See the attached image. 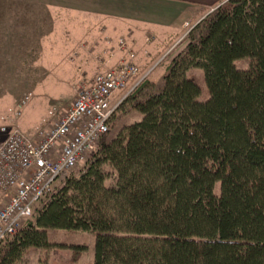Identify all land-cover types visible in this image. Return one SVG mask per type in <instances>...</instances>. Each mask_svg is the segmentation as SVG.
<instances>
[{"label": "trees", "instance_id": "1", "mask_svg": "<svg viewBox=\"0 0 264 264\" xmlns=\"http://www.w3.org/2000/svg\"><path fill=\"white\" fill-rule=\"evenodd\" d=\"M192 68L204 72L206 100ZM134 113L142 118L106 134L35 220L0 242V264L54 247L55 230L92 233L93 264H264V0L208 12L110 127Z\"/></svg>", "mask_w": 264, "mask_h": 264}, {"label": "rangeland", "instance_id": "2", "mask_svg": "<svg viewBox=\"0 0 264 264\" xmlns=\"http://www.w3.org/2000/svg\"><path fill=\"white\" fill-rule=\"evenodd\" d=\"M5 13L12 20L16 16L23 18L27 16L29 21L27 24H17V26L8 23L0 26L5 30L6 35L0 43L5 46L0 56V140L4 137L1 133L2 126H8L10 129L18 128L24 134L35 137L40 130L52 127L76 97V90L82 77L78 75L76 68L79 60L74 64L68 62L70 51L72 52L73 48L83 41L91 45L97 44L100 39L99 31L104 26L103 24L100 26L97 20L84 18L73 12L53 10L50 14L47 11L46 29L51 28L53 36L50 44L43 45L41 38L44 35V28L42 29L40 22L43 21L44 13L29 9L10 10ZM206 13L207 10L200 12L189 26H194ZM35 18L38 20L37 24L36 21L34 22ZM190 27H184L180 33L164 42L154 39L149 51L152 53L149 57L144 56V61L140 63L142 72L149 70L155 61L173 48L179 39L182 37L184 39ZM184 40L181 46L150 73L149 77L157 78L165 71L168 63L184 50L189 42V35ZM24 45L27 48H24ZM48 51L50 55L46 56ZM46 58H51L52 64L45 63ZM236 65L240 69H248L250 60H237ZM88 74L92 78L96 72L89 69ZM187 74L201 85L200 100H206L209 92L203 70L192 68ZM123 94L124 92L117 94L113 98V103L119 101ZM17 112L21 114L17 115ZM138 120H140L138 113L120 120L117 125L111 127L107 137L117 134L125 124ZM92 154L93 152L91 156ZM87 162L78 164L71 172L63 175L55 182L53 188L60 186L66 175H78ZM215 190L216 193L220 192V183L216 184ZM30 220L34 221L35 216ZM49 240L55 244L54 247L29 249L19 264H42V260H46L48 264H93L95 237L92 233L55 230L49 233ZM78 246H83L85 249H80Z\"/></svg>", "mask_w": 264, "mask_h": 264}, {"label": "built area", "instance_id": "3", "mask_svg": "<svg viewBox=\"0 0 264 264\" xmlns=\"http://www.w3.org/2000/svg\"><path fill=\"white\" fill-rule=\"evenodd\" d=\"M189 25L186 22L184 27ZM193 27L187 29V36ZM184 39H179L145 73L134 52H129L120 65L100 71L77 89L74 101L59 120L35 137L18 128L1 127L0 242L16 235L34 217L37 206L52 192L57 180L90 159L99 141L109 133L119 104ZM119 47L126 49V42L120 40ZM123 92L114 104L113 98Z\"/></svg>", "mask_w": 264, "mask_h": 264}, {"label": "crops", "instance_id": "4", "mask_svg": "<svg viewBox=\"0 0 264 264\" xmlns=\"http://www.w3.org/2000/svg\"><path fill=\"white\" fill-rule=\"evenodd\" d=\"M224 1L0 0V26H4L5 23L17 26V24H27L29 21L27 16L25 18L23 16H16L12 20L5 13L7 11L29 9L33 12H42L44 13V18L40 23L42 29L44 28V35L41 38V43L46 45L51 43L53 36L51 28L49 29L48 27V30L46 29L48 26L47 11L50 14L53 10L73 12L84 18L99 21L100 26L103 24L104 27L99 31L100 39L97 44L91 45L89 42L83 41L73 48L72 52L70 51L68 55V62L70 64H74L75 61L79 60V64L76 67L78 75L82 77V81L78 86L79 88L83 83L94 77L91 78L88 74L89 69L97 74L104 69L118 66L128 57L129 52H134L139 58V62H143V57H149L150 53H152L149 51L154 39L164 42L166 39L174 35L176 36V34L184 29L186 22L192 23L200 12L207 10L208 13ZM35 21L37 24L38 20L36 18ZM34 30L36 31V27ZM4 36H6L5 30L0 28V43ZM120 40L126 42V49H120ZM4 48L5 46L0 44V56ZM24 48H27V46L24 45ZM48 55H50L49 51L46 56ZM40 58L42 57L40 56ZM45 61L47 64H52L51 58H46ZM141 118L142 115L140 114Z\"/></svg>", "mask_w": 264, "mask_h": 264}]
</instances>
